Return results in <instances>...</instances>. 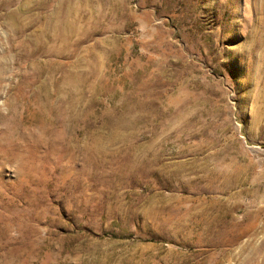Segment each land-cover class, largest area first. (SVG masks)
<instances>
[{
	"label": "rangeland",
	"instance_id": "rangeland-1",
	"mask_svg": "<svg viewBox=\"0 0 264 264\" xmlns=\"http://www.w3.org/2000/svg\"><path fill=\"white\" fill-rule=\"evenodd\" d=\"M0 264H264V0H0Z\"/></svg>",
	"mask_w": 264,
	"mask_h": 264
}]
</instances>
